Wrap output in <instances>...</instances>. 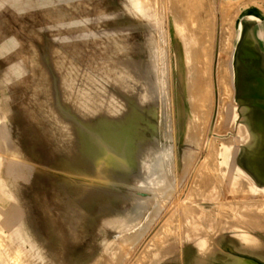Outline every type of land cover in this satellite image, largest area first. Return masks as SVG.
<instances>
[{
	"label": "bare ground",
	"instance_id": "obj_1",
	"mask_svg": "<svg viewBox=\"0 0 264 264\" xmlns=\"http://www.w3.org/2000/svg\"><path fill=\"white\" fill-rule=\"evenodd\" d=\"M124 2L126 3L124 6L125 11L133 17L145 18L150 22L147 18L150 15L149 13H152V28L157 32V36L152 39L155 50L152 56V69L150 64L151 75L154 78L150 89L154 94L143 85L141 86L144 88L145 93H138L134 84L137 85L139 82L132 70L124 68L108 58H94L91 64H94L95 72L84 70L75 59L64 55L57 49L54 50V56L50 63L52 72L46 70L42 65L37 51L32 52L30 57L21 55L18 60L19 69L16 77L19 78L29 72L30 78L21 82L20 86H25L23 89L22 87H16L15 89L16 92L20 91L26 95V99L21 103L24 112L23 117L16 120L14 118V128L9 129L8 122L2 120L3 117L0 116V152H2L1 158L4 164L2 177L5 180L0 181V190L2 191L0 197L13 201L4 213L0 212V227L7 228L10 235H6L5 230L1 233L4 234L5 239L6 237L10 238L12 248L10 253L6 250L0 251V264H113L114 261H118L119 264L120 261L132 253V248H134L132 245L135 244L134 238L139 232L147 229L144 225L146 212H149L147 208H155V211L157 210L156 215L159 214L177 191L175 181L177 158L175 157L173 145H162L163 150L161 152L152 150V147L145 148L142 133H140L137 142H127L123 147L119 146L120 143L116 140L117 131H129L130 128H133L131 126L125 129L122 126L125 118L124 112L128 107L125 102L134 103L138 99L142 104H146L154 98L159 100L166 128L165 137L167 140L170 138L173 140L171 135L174 126H172L174 123H172L173 111L175 110L180 118L185 119L188 110L179 107L180 104L186 101L185 94L188 91L190 110L195 118L193 125L188 130V138L197 145H201L203 142V136L206 134H204V130H206V125L212 118L213 111V102L208 103V99L213 93V80L211 79V68L213 66L211 67V63L213 62L214 53L212 50L203 52L199 47L202 35L210 38L214 34L213 23L208 28L193 30L186 25L188 22L187 14L183 7L176 4L177 0H171L173 3L170 7H167L166 0H124ZM168 8L171 20L174 22L171 40L175 42V53L172 56L175 59L177 84L180 85L179 87L173 86L176 102L175 99L173 102L170 90V59L168 58L166 61L163 59L166 49H169L167 38L164 37L166 30L163 27L167 16L164 10ZM104 18V14H101L99 21ZM249 19L260 23L257 27V34L263 41L264 47V27L261 16L252 12ZM229 20L231 27H233L230 29L228 27L226 32L232 39L228 43L227 59L225 60L222 55L220 58L219 81L222 89L221 100H223L224 103L222 104L224 105L219 113L220 124H217H225L230 129H227V131L229 130L231 133L234 128L237 130L231 136L232 140H229V142L222 141V146L219 147L217 155L211 154L207 161L200 168L198 167L199 169L195 174H197V178L207 175L212 178V181L217 179L219 181L218 170L222 169V165H224L230 170L234 178L247 179L251 190L257 197L245 199L243 193H246V190H242L244 192L241 195H244V199L241 200L249 206L252 205L253 209H255V206L259 209L256 212L254 210L251 215L249 213L252 218L258 220L257 223L250 222V224H253L251 225L253 227L264 229V185L259 184L237 161L239 153L244 151V145L247 144L249 148H254L258 143V137L250 128L246 118V108L239 103V98H243V90L238 89L234 64L235 52L241 39L244 22L243 19H240L234 25V18ZM167 37L169 38V36ZM112 42L113 49L119 54L125 57L133 56L132 50L126 45L115 38L112 39ZM220 51L223 52L222 45ZM200 59L203 60V70L199 69ZM209 59L211 60L208 61ZM163 60L164 62H162ZM9 78L5 82L9 81ZM109 91V96L103 98L102 93H108ZM25 110L28 112L26 113ZM17 111L19 112V110ZM65 116H69V118H65ZM112 120L116 121L117 124L109 123ZM79 125L84 126L94 135L85 134L81 131L82 128L80 129ZM179 126H182V123ZM20 135H24L29 140L30 145L42 147L44 156L51 160L52 165L60 164L66 174L97 179L104 182L106 187H98L86 181H65L62 184L54 183L52 185L53 191L56 190L57 193L58 189L62 188L63 194L57 193L51 199L38 198L39 193L33 188V182L26 181L30 178L29 166L33 165V161L22 150ZM239 141L243 144L238 145ZM11 149H13L12 152ZM15 152H18L17 156L14 155ZM159 153L161 156L158 157ZM214 153H216L215 150ZM218 156H221V161L216 163L215 158H218ZM162 158L166 167L167 181L159 183L157 179L152 181V176L149 177L147 174L151 172V161ZM194 158V155L191 154L188 157L185 155L184 159L187 165H191L193 162L196 163L197 158L195 160ZM104 167H111L112 171L105 172ZM140 176H144L146 180L139 182ZM226 179L229 180V178ZM25 185L32 186L27 188ZM138 191L141 192L140 195H138ZM195 191L192 190L190 195H197L196 192L198 193V191ZM224 191L227 192L228 190L224 188ZM29 192L34 193L35 206L43 212L42 230L34 222V219L28 215L30 204L27 194ZM111 196L112 198L114 196L124 200L128 199L131 201V206L123 212H114L113 209L115 208L112 209V207L115 205L108 201ZM237 198L240 199V197ZM192 201L189 205H192ZM239 202L241 201L239 200ZM228 204L230 203L228 202ZM240 204L242 206V203ZM120 205L118 206L120 207ZM181 205L184 219L188 220L192 213L198 211L196 208L190 207L188 203ZM239 206L238 208H240ZM243 206V209H246L247 205L244 204ZM226 209L228 210V208ZM260 209H263V211L260 212ZM107 210L113 211L112 213L115 214L102 216V213ZM223 214H220V219L216 222L218 228L214 230V233H221L225 230L226 225L223 222L225 215ZM193 219H196V217H193ZM187 222L193 225L192 221ZM168 228L170 227L163 228L160 235L163 234L164 230L168 231ZM229 228L231 229V227ZM108 229L113 231L110 237L105 234ZM184 233H187V231ZM172 234L175 235L176 233ZM202 234L204 235V233ZM229 234H231V241L235 243L242 239L251 241L252 237L262 239L242 230L231 231ZM90 235H92L91 243L94 246H100L101 252L106 253L107 262H100V256L94 257V255L88 254L85 259H82L80 257L75 258L71 254L70 251L73 245H80ZM173 235L168 239L178 241V237L173 238ZM214 236L197 239L191 247L206 259L209 257L207 254L209 252L202 255L201 251L209 250L213 243L219 245ZM1 237L3 238V236ZM184 237L187 238L185 235ZM3 239H0V241L2 242ZM4 241L6 244L9 243V241L7 243V240ZM187 241L189 240L187 239ZM170 247L174 249V245ZM223 248L230 251L232 257L235 258L234 261L228 262V264H264V253H248L237 250L236 246L235 248L230 246ZM89 256L91 258H88ZM7 257L8 259H6ZM186 258L189 261L190 258L188 256ZM165 261L158 260L156 264H163Z\"/></svg>",
	"mask_w": 264,
	"mask_h": 264
},
{
	"label": "rangeland",
	"instance_id": "obj_2",
	"mask_svg": "<svg viewBox=\"0 0 264 264\" xmlns=\"http://www.w3.org/2000/svg\"><path fill=\"white\" fill-rule=\"evenodd\" d=\"M172 3L173 2H171V0H166L167 7H170ZM176 4L185 9L188 21L186 25L191 27L193 30L208 28L213 23L214 34L210 38L200 35L201 44L199 47V49L203 52H209L212 50L214 53L212 57L213 62L211 63V67L213 66V68H211L213 93L208 99V103L213 102V111L211 114L212 118L206 125V130H204V134H206H203L204 139L201 145H197L188 138V130L193 125L195 118L193 112L190 110V95L188 91H186V101H184L183 104H180L179 108L188 110V112L185 114V119H183L178 116V113H176L175 110L173 111L174 119L172 118V123H174L172 126L174 125V129L172 127L173 132L171 133L173 140H171V138L167 140L165 137V122L161 112L162 108L160 109L159 106L161 104L159 100L154 98L146 104H142L138 99H136L134 103H128V101L125 102L128 107L124 112L125 118L122 122V126L125 129H128L131 126H133V128H130L129 131H117L118 134L116 140L120 143L119 146L123 147L127 142H137L140 138V133H142L145 148L152 147V150L154 149L161 152V150H163L162 145H173L175 157L177 158V167L175 170L177 191L174 193L172 198L169 199L170 201L168 200V204H165V207L159 212V214L156 215L157 210L155 211V208H147L149 212H146L147 214L144 224L147 229L138 233L136 236L137 238H134L135 244L132 245L134 248L131 247L133 249L132 253H130L129 256L127 255L128 257H125L126 259L124 258V261H120L119 264H156L158 260H166L163 264H228V262L234 261L235 258L232 257L230 251L223 248L227 246L233 248L236 246L237 250L248 253H264V232H262L264 229L251 226L254 223H257L258 220H255L250 215L259 211V209L256 206L254 207L255 209H253L252 205L249 206L247 203H243L242 201L244 199V195L245 199L248 197H257V195L251 190L249 181L241 177L234 178L230 170H228V168L224 165H222V169L218 170V174L220 175L219 181H217L218 179L212 181V178L207 175H202V178L199 177L201 178L199 179L196 177L197 174H195L200 166L207 161L211 154L217 155L219 147L222 146V141L229 142V140H232L231 136L237 130L234 128L231 133L229 131V127L225 124L223 125L221 123V125H219V113L224 105L222 104L224 103L223 100H221L222 89L219 81V67L221 55L225 60L227 59L226 52L228 49V43H230L232 39V37L226 32L228 27L229 29L233 27H231L229 19L234 18V25H236L240 19H243L245 35L248 33L249 29L257 28L260 25L259 22L249 19V15L254 12L261 16L264 27V0H177ZM125 5L126 3L124 0H0V116L1 118L3 117L2 120L8 122L7 126L9 129L14 128V118L16 120L24 115L21 103L26 99V95L20 91L16 92L15 89L16 87L21 88V82L30 78L29 72L19 78L16 77L18 76L19 69L18 60L21 55L30 57L31 53L34 51L38 52L42 65L49 72H52L50 63L53 59L55 49L59 50L66 56L72 57L82 66L84 70H88L90 72H95L94 64H91L93 63L94 58H108L111 61H115L120 66L132 70L134 76L139 82L137 85L134 84L138 93H145L144 88H142L141 85L144 87L146 86L150 92L153 93L150 89L154 79L151 75L152 56L155 52L152 45V39L157 36V32L154 28H152V13H149L150 15L147 19H149L150 22H148L145 18L142 19L131 16L125 11ZM164 11L168 16H166L165 23L163 24V27L166 30L164 37L167 38V46L169 49H166L163 59L165 61L168 58L170 59V90L173 102L174 99L176 102L173 86L179 87L180 85L177 84V76L174 65L175 59L173 57V53H175V42H172L171 40L174 31V22L171 20L169 8ZM101 14H104L105 18L102 21H99ZM224 29H226L225 32ZM167 36H169V38ZM113 38L132 50L133 56L125 57L115 51L112 47ZM221 45L223 52L220 51ZM164 60L162 62H164ZM210 60L211 59L208 61ZM237 60L238 58L236 57L235 64L237 63ZM199 62V69L203 70V60L200 59ZM205 64L207 63L205 62ZM7 78L10 80L5 82ZM24 87H22V89ZM109 93L110 91L108 93H102L103 98H107ZM135 102L138 104L136 105ZM17 110H19V112ZM25 112L27 113L28 111L25 110ZM65 118H69V116H65ZM109 123L113 125L117 124V122L113 120L109 121ZM181 123L182 126H179ZM79 127L80 129L82 128L81 131L85 134L90 136L94 135L84 126L79 125ZM227 129L229 130L227 131ZM19 138L20 140L22 139V150H24L25 154H27L31 161H33V165L29 166L30 178L26 181L33 182V188L39 193L38 198L51 199L57 195V193L63 194L64 191L62 188L58 189V192L56 193V190L53 191L52 185H54V183L62 184L65 181H86L98 187H106L104 182H100L97 179L66 174L62 170V166H60V164L52 165L51 160L44 156L45 154L42 147L30 145L29 140L24 135H20ZM242 144L243 143L240 142L238 145ZM214 150L216 153H214ZM12 151L13 149H11V152ZM1 153L2 152H0V181H5L2 177L4 164L1 158ZM15 153L14 155L17 156L18 152ZM191 154L197 158L196 160L194 158L196 163L193 162L194 164L191 163V165H187L186 160L184 159L185 155L188 157ZM159 156H161L160 153L158 157ZM215 160L216 163H218L221 161V156H218V158L216 157ZM248 160L249 156H246L245 153H239L237 158L239 164H241L251 175L255 176L254 171L247 168ZM151 162V172L147 175L149 177L152 176V181L156 179L159 183L167 181V176L165 175L167 172L163 158ZM104 168L105 172L112 171L111 167ZM227 175L229 176L227 177ZM204 177L206 178L204 179ZM226 178H229V180L233 182H229ZM145 180L146 178L144 176H140L138 179L139 182H144ZM257 181L259 182L261 180L258 179ZM222 183L225 186H223ZM31 186L32 185H25L27 188H31ZM224 188L225 190H228L227 192L229 194L224 191ZM192 190H194L197 195L193 194L194 196H191L190 193ZM242 190H246V193ZM137 193L140 195L141 192L138 191ZM143 193L145 194V192ZM241 193L244 195H241ZM0 194H2L1 190ZM236 196L240 197L239 200L241 202H239ZM27 198L30 204L28 215L30 218L34 219V222L38 224L39 228L42 230L43 212L35 206L36 200L34 193L29 192L27 194ZM190 200L192 201V205H189L191 204ZM108 201L115 205L112 207V209L115 208L113 209L114 212H123V210L131 206L130 200H124L119 197L115 198L113 196L112 198L111 196V198H108ZM12 202L13 201L10 199L0 197V212L4 213L9 207V204ZM186 202L190 207H194L198 210L196 211L197 213H192L188 220L186 218V220L184 219L181 212V204H187ZM220 202L222 203L219 205ZM228 202L230 204H228ZM240 203H242V206ZM119 204H121L120 207L118 206ZM244 204L249 207L248 208L246 206L245 208L251 211L243 209ZM222 205H224V207H222ZM238 206L242 208L240 209ZM171 208L174 212L170 210ZM226 208H228V210ZM237 209H240L241 211ZM262 211L263 209H260V212ZM112 212L113 211L107 210L102 213V216L114 215L115 213ZM222 213L225 215V217H223L224 225H226V227L228 226V228L225 227L224 232L214 233V230L218 228L216 222L219 221L220 214L222 215ZM173 215H175L174 218H172ZM192 216L196 217V219H193ZM187 221H192L193 225ZM250 222L254 223L250 224ZM165 227H170L168 228L169 232L164 230L163 234L160 235V231ZM242 228L246 229L243 230ZM185 229L187 233H184L186 232ZM197 229L199 230L197 231ZM3 230L6 231V235H10L7 228L4 229L3 227H0V234L3 238L4 234L1 233ZM241 230L247 231L253 236L257 235L262 239L260 240L252 237L251 241L243 239L236 243L231 241V234L229 233L231 231ZM112 233L113 231L108 229L105 234L110 237L112 236ZM172 233L176 234L173 235ZM202 233H204V235ZM172 235L173 238L178 237V241H171V238L168 239L169 237H172ZM184 235L187 238H185ZM212 235L216 237L219 245L213 243L209 250L201 251L202 255L209 252L207 253L209 257L205 259L200 256L201 254L196 253L191 245L197 239L202 237L210 238ZM1 236L0 239L2 240L3 238ZM91 239L92 235L87 236L80 245H73V248L70 251L71 254L75 258L80 257L82 259H85L88 254H91L94 255V257L100 256V262H107V259L105 258L106 253L101 252L100 246H94L91 243ZM187 239L189 241H187ZM4 240H7V243L9 241V243L6 244ZM10 241L11 240L8 237H6V239L4 238L2 242L0 241V251L6 250L10 253V249L12 250ZM148 243L152 244L149 246ZM173 245L174 249L170 247ZM214 251H216V253H214ZM187 256L191 260L189 259V261H187ZM164 257L166 258L164 259ZM88 258H91V256ZM6 259H8V257ZM117 262L118 261H114L113 264H118Z\"/></svg>",
	"mask_w": 264,
	"mask_h": 264
},
{
	"label": "crops",
	"instance_id": "obj_3",
	"mask_svg": "<svg viewBox=\"0 0 264 264\" xmlns=\"http://www.w3.org/2000/svg\"><path fill=\"white\" fill-rule=\"evenodd\" d=\"M263 48V41L257 34V28L249 29L248 33L245 35L243 29L240 42L235 52V60L236 57L238 58L236 64L234 60L238 89L243 90V98H239V103L246 108V118L250 128L258 137L257 145L254 148H249L248 145L245 144L243 153L249 156L247 168L254 171L255 176H252L256 181L260 179V183L257 182L261 185H264ZM241 71L243 72L241 73Z\"/></svg>",
	"mask_w": 264,
	"mask_h": 264
}]
</instances>
